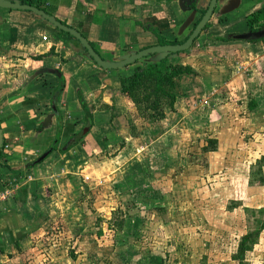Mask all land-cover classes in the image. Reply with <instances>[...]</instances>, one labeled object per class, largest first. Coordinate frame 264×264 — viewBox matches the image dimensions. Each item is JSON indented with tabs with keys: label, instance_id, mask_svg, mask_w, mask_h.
I'll list each match as a JSON object with an SVG mask.
<instances>
[{
	"label": "crops",
	"instance_id": "0c3cea01",
	"mask_svg": "<svg viewBox=\"0 0 264 264\" xmlns=\"http://www.w3.org/2000/svg\"><path fill=\"white\" fill-rule=\"evenodd\" d=\"M210 1L42 0V4L48 13L82 33L102 58L121 61L162 44L160 38L185 41ZM263 2L218 0L207 28L193 44H200L204 38L209 48L226 46L229 41L215 39L213 35L230 33L233 27L243 25L247 27L243 31L249 30L247 19ZM250 42L229 46L250 52L255 49ZM260 50L254 58H261L259 64L264 72V48ZM185 52L174 56L178 64L192 66L196 74L179 84L180 94L182 91L186 100L203 99L209 90L207 96L213 95L220 101L214 108L192 109L178 96L174 108L166 110V117L154 122L158 133L165 131L154 136L151 149L157 144H169L168 156L173 160L178 152L185 153L182 147L194 144L199 136L202 146L210 139L216 140L218 147L211 152L219 153L215 158L225 160L228 151L239 145L242 132L257 129L259 120L263 119L264 74L255 63L238 66L240 73L236 72L235 63L206 64V69H200L195 64L196 57L186 58ZM223 54L231 56L220 53ZM221 59L226 60L223 56ZM118 69L100 67L77 39L34 12L0 6V128L4 137L0 192L11 191L10 197L0 202V264H10L13 258L27 251L40 250L44 235L41 227L50 221V216L75 208L74 194L80 192L76 182L83 178L91 186L93 182L85 180H95V175L101 174L95 166L83 169L84 162L78 161L81 158L73 161L72 149L79 147L86 153L83 157H87L129 140L130 102L121 91ZM241 101L247 110H243V118L239 114L236 118L237 102ZM54 102L58 112L53 109ZM88 111L91 117L87 116ZM89 120L92 125L84 133ZM79 133L81 138L77 140ZM52 146L54 149L39 161ZM145 155L138 158L140 164L135 163L133 174L124 175L122 182L140 183L139 173L143 171L148 193L153 194L157 186L165 190L167 182L161 183L160 173L168 169V164L160 162L162 155L155 156L150 150ZM70 161L74 163L72 168ZM128 171L130 166L125 168V174Z\"/></svg>",
	"mask_w": 264,
	"mask_h": 264
},
{
	"label": "rangeland",
	"instance_id": "374dc122",
	"mask_svg": "<svg viewBox=\"0 0 264 264\" xmlns=\"http://www.w3.org/2000/svg\"><path fill=\"white\" fill-rule=\"evenodd\" d=\"M259 25H264V13L256 27ZM244 29H247L245 25L236 26L230 29V33L248 31ZM203 39L194 45L197 39L185 50L186 58L196 57L195 64L200 69H206V64L223 62L220 66H231L235 63L236 72L240 73L238 66L245 64L249 67L255 63L258 71L260 68L264 74L263 66L259 64L261 58H254L261 52L260 47L264 48V40L250 42L251 48L255 49L246 52L234 48L237 46H229L245 44V40H231L226 46L212 49ZM221 52L231 56L220 55ZM153 55L119 68L121 80L143 71L152 63H159L164 58H156L166 54ZM168 57L170 68L178 64L174 54ZM190 67L192 72L175 76L178 87L179 82L185 83L189 76L196 74ZM165 87L170 88L167 81ZM154 88L152 86L148 91L152 93ZM145 90L143 87L137 90V95H128V128L132 134L129 140L124 139L110 150L87 157H83L86 153L79 147L72 149L73 161L81 158L78 161L84 162L83 169L95 166L101 174H96L95 180H85L92 181L91 186L83 178L76 182L80 192L74 194L75 208L50 216V221L41 227L44 230L41 249L22 252L24 255L13 258L10 264H238L234 257L242 236L264 221V183L259 178H249L251 166L264 157V116L257 129L242 132L239 145L228 151L225 160L215 158L219 153L211 152L218 147L216 140L210 139L202 146L199 136L194 139V144L181 148L185 153L177 150V157L170 160L169 144H157L154 150L151 149L154 136L162 134L165 129L162 127L164 131L158 133L154 121L144 116L143 109L149 105L143 101ZM207 92L210 91L204 93L203 99L186 100L182 91L179 96L189 108H214L220 100L213 95L208 97ZM217 92L213 94L218 95ZM168 99L162 97V109ZM244 104L237 102L236 118L238 114L243 118V110H247ZM175 118L178 120L179 115L176 114ZM78 138H81L80 133L76 135ZM148 149L155 156L162 155L160 162L168 164V169L160 173L161 183L167 182L165 190L155 187L160 193L155 188L153 194L147 192L148 180L143 171L139 173L140 183L130 185L127 179L122 182L124 175L133 174L135 163L140 164L138 158L146 157ZM69 166L72 168L74 163L70 161ZM128 166L130 171L125 174ZM245 264H264V230L258 243L246 252Z\"/></svg>",
	"mask_w": 264,
	"mask_h": 264
},
{
	"label": "trees",
	"instance_id": "16d2710c",
	"mask_svg": "<svg viewBox=\"0 0 264 264\" xmlns=\"http://www.w3.org/2000/svg\"><path fill=\"white\" fill-rule=\"evenodd\" d=\"M21 2L23 4H29V5L36 6L40 9H45L42 4V0H22ZM263 13H264V9L258 12H254L248 17L246 24L249 26V30L257 29L255 26L259 24L260 21H262ZM206 28L207 26L204 28V30ZM219 39L223 41L234 40L233 38L231 39L219 38ZM196 40L197 38L195 39V41ZM261 40H264V38ZM254 41H258V40H254ZM254 41H251V42H254ZM160 42L162 44L183 43L179 41H172V42L167 41L164 38H160ZM93 47L95 48L94 45ZM167 62H168V57L164 58L159 63H152L148 65L145 69H143V71L140 70L139 72H136L131 76L124 77L121 80V91L123 94L127 96L133 95V94L137 95L138 89H141L143 87L146 88L143 101L147 102L149 105L144 107L143 114L146 117L148 116L147 118L154 122L163 120L166 117V108L168 109L174 108V105L180 94V90H179L180 88L178 87V81L176 82L175 81L176 79H174L175 76L183 75V74L192 72L193 70L189 65L183 66L181 64L173 65L172 68H170ZM170 69H172V71H170ZM62 81H63V77H62ZM165 81L168 82V85L170 86L169 89H166ZM152 86H154L155 88L152 90V93H151V91L149 92L148 89L151 88ZM162 97L169 98L168 103H166V106L163 109H162L163 107ZM81 102H82L83 107L85 108L86 107L85 101L81 99ZM138 108H139V105H138ZM145 111L146 113H144ZM87 116L91 117L89 111L87 112ZM3 152H4V146L0 150V156L3 155ZM263 168H264V157L259 159L256 165L251 166L249 178L250 179L259 178L261 182L264 183V169ZM262 230H264V221L262 222L261 226L257 227L256 229H252L251 231H249L248 233L242 236L241 242L238 248V253L234 257V259L238 261V264H245L246 252L252 250L254 245L258 243L260 233Z\"/></svg>",
	"mask_w": 264,
	"mask_h": 264
},
{
	"label": "water",
	"instance_id": "95a60500",
	"mask_svg": "<svg viewBox=\"0 0 264 264\" xmlns=\"http://www.w3.org/2000/svg\"><path fill=\"white\" fill-rule=\"evenodd\" d=\"M217 2L218 0L210 1L208 9L206 10L203 17L198 22V24L196 25V27L194 28V30L192 31V33L189 35V37L187 38L185 42L178 43V44H159V45L151 46L149 48L140 50L130 55L129 57H126L125 59L121 61H108L102 58V56L98 53V51L93 47L91 42H89L88 39L84 35H82V33L70 27L69 25L61 22L60 20L55 18L53 15H51L44 9H40L36 6L29 5V4H23L22 2L10 1V0H0V6L5 7V8H11V9L30 10L34 12L35 14L39 15L43 19L49 21L51 24H53L58 29L66 33H69L71 36L77 39L82 44V47L87 52L88 56L92 58L100 67L106 68V69H118V68H123L128 65H131L135 63L136 61H138L139 59L144 58L148 55L166 54L162 56L163 58H165L166 56H169V54H177L179 52H183L189 49L193 45L195 39L199 37L201 32L204 30V28L210 21L215 11ZM262 9H264V2L254 12H258ZM213 37H215V39L233 38L234 40H245V41L261 40L264 38V25H262L256 30H248L245 32H240V33L222 32V33L213 35ZM53 109L55 112H58L55 102L53 103ZM91 125H92L91 120H89V124L84 129V133H86L90 129ZM58 138H59V135L57 136V140ZM3 146H4V137H3L2 129L0 128V150L3 148ZM53 149H54V146H52L44 155H42L39 161L47 157V155Z\"/></svg>",
	"mask_w": 264,
	"mask_h": 264
},
{
	"label": "built area",
	"instance_id": "2783aa9c",
	"mask_svg": "<svg viewBox=\"0 0 264 264\" xmlns=\"http://www.w3.org/2000/svg\"><path fill=\"white\" fill-rule=\"evenodd\" d=\"M11 191L9 189H5L0 192V202L5 201L10 197Z\"/></svg>",
	"mask_w": 264,
	"mask_h": 264
},
{
	"label": "flooded vegetation",
	"instance_id": "af4514ba",
	"mask_svg": "<svg viewBox=\"0 0 264 264\" xmlns=\"http://www.w3.org/2000/svg\"><path fill=\"white\" fill-rule=\"evenodd\" d=\"M262 25H259V27H261ZM258 26L256 27L257 29L259 28Z\"/></svg>",
	"mask_w": 264,
	"mask_h": 264
}]
</instances>
